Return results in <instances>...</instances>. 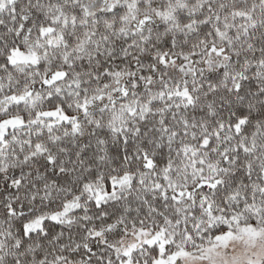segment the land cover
Segmentation results:
<instances>
[{"label": "snow or ice", "instance_id": "obj_1", "mask_svg": "<svg viewBox=\"0 0 264 264\" xmlns=\"http://www.w3.org/2000/svg\"><path fill=\"white\" fill-rule=\"evenodd\" d=\"M0 264H264V0H0Z\"/></svg>", "mask_w": 264, "mask_h": 264}]
</instances>
